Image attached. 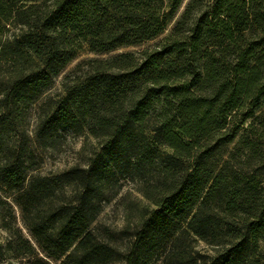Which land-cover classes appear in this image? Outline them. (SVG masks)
<instances>
[{
    "label": "trees",
    "instance_id": "16d2710c",
    "mask_svg": "<svg viewBox=\"0 0 264 264\" xmlns=\"http://www.w3.org/2000/svg\"><path fill=\"white\" fill-rule=\"evenodd\" d=\"M184 3L0 0V190L31 236L11 211L0 255L264 264V0H189L178 17ZM172 22L155 47L120 52ZM83 51L94 56L45 96ZM41 100L32 135L16 140ZM67 131L97 142L85 164L34 173ZM122 180L149 205L131 230L97 229Z\"/></svg>",
    "mask_w": 264,
    "mask_h": 264
},
{
    "label": "rangeland",
    "instance_id": "374dc122",
    "mask_svg": "<svg viewBox=\"0 0 264 264\" xmlns=\"http://www.w3.org/2000/svg\"><path fill=\"white\" fill-rule=\"evenodd\" d=\"M188 2L189 0H185L178 17L183 13ZM174 23L175 22H172L167 31L160 37L148 41L138 47L124 48L120 50V52L137 51L148 47H155L170 33ZM93 56L94 54L83 51L79 58L71 63L64 73L54 81L53 85L47 89L45 96L57 98L62 93L65 77L73 74L76 66L83 62V60ZM41 102L42 100L34 106L28 114L26 113L27 119L25 125L22 127L21 132L16 136V140L21 138L24 133L32 135L33 129L38 121V109ZM59 143L60 146L57 149H52L42 154V157H40V168L39 170L34 171V173L39 172L43 174H51L77 164H85L86 157L91 155V152L97 144L94 139L86 136H77L72 131L63 132ZM118 190L119 194L105 204L104 210L96 224L97 229L103 230L107 228L108 230L115 232L131 230L137 226L143 208L149 205L148 201L140 193L139 186L136 182L122 180L120 181V187ZM5 195L6 194L0 190V245H4L9 237V232L3 226L5 222L3 218L7 221H11L9 214L13 210L17 216V221L15 223L16 227H20L28 237H31L23 224L20 208L12 203V197L6 198ZM6 199L8 204L4 203ZM127 242L128 240H122L119 241V244L124 247ZM194 245L195 250L201 254L212 255L215 253V249L203 241H195ZM12 256L13 253L11 251L4 252L3 255H0V264H29L27 259H15ZM156 264H161V261H157Z\"/></svg>",
    "mask_w": 264,
    "mask_h": 264
}]
</instances>
